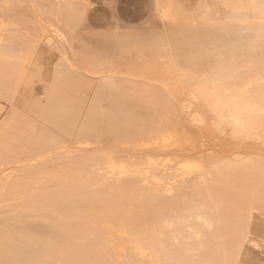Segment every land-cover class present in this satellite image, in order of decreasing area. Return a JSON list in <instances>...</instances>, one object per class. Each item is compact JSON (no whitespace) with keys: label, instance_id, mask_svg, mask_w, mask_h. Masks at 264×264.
I'll return each instance as SVG.
<instances>
[{"label":"bare ground","instance_id":"1","mask_svg":"<svg viewBox=\"0 0 264 264\" xmlns=\"http://www.w3.org/2000/svg\"><path fill=\"white\" fill-rule=\"evenodd\" d=\"M154 1V15L143 28L133 30L118 26L103 36L94 35L86 43L87 50L78 52L75 36L82 30L90 0H0V26L7 22V33L0 39V99L10 108H13L12 101H16L24 113L46 120L45 128L49 122L50 131L54 128V131H62L59 133H64L61 134L64 137H60L65 140L63 123L67 126L73 121L76 123L75 115L80 114L79 105L68 101L67 97L78 100L77 91L70 85L75 83L76 70L81 65L88 76L83 81L92 84L91 81L96 80L94 85L99 87V91H92L97 98L93 102L94 97H91L93 103L99 104L98 99H115L99 96L104 92L128 93L131 97L124 99L137 100L136 105L118 97L116 100H124V103L115 104V100L106 107L109 114L105 117L107 113L103 112L105 121L100 129L105 136L121 138V142L127 141L135 148L169 144L179 135L184 136L187 129L178 127L172 115L159 112L157 88L151 90L142 85L145 82L137 80L138 76L164 77L169 89L181 94L179 99L191 122L205 131L217 132L218 139L222 136L236 142L248 140L264 147V0H220L226 10L251 11L253 17L212 16L214 10L201 1V17L205 20L201 24L195 19L196 12L190 0ZM171 8L182 10L185 24L170 31L166 28L164 12ZM35 83L42 86L40 96L33 93ZM106 86L113 89L104 90ZM85 92L78 91L79 94ZM92 102L87 104L89 110L99 114L100 106L94 107ZM148 106L150 111L145 112ZM20 110L9 112V115L22 112ZM50 112L56 117L53 114V119L48 117ZM103 113L93 119L91 116L95 114L89 117L84 113L85 117L81 116L84 122L76 123L78 127L84 125L79 130L84 132L85 121L93 125L97 120L93 126H98ZM15 121H0L1 165L18 159L22 152L20 146L29 140L55 150L60 145L65 147L57 138L46 136L52 134L44 130L46 135L40 130L37 134L33 125ZM92 125L86 130H91ZM77 132L76 129V135L81 133ZM91 132L87 131L86 137L81 134L72 137L77 138V144L87 146ZM191 140L195 145L204 144L196 136ZM219 144L217 141L216 145ZM41 147L38 149H43ZM109 158L103 159L104 162L108 159L106 164L98 161L100 158L95 157L98 162L88 159L89 164L85 163L84 167L81 157L80 162L78 159L69 161L73 162L67 165L72 167V173L78 172L75 181L87 184L86 188L83 184V190L94 189L95 185L101 189L92 195L86 194L85 198L78 194L82 192L76 190L77 183L66 185L65 182L62 188L58 180L64 172L59 174L58 180L53 176L61 185L56 190L52 189L55 188L53 181L45 185L44 175L42 182L40 180L33 187L23 189L19 185L23 189L19 193L18 186L14 187L16 190L6 186L17 194L11 196L12 202H8L10 198L6 202L7 194L13 192L3 191L7 196L2 193L6 197L0 201L12 204L11 208L9 205L6 208L13 212L7 217L8 211H1L6 213L1 214L6 215L7 223L3 226L0 218V264H264V206L257 207L264 205L263 155L234 150L215 157L208 164L188 157V160H172L161 165L150 160L143 166L114 159L110 162ZM87 164L89 169L85 168ZM97 164L99 167L105 164L104 168L110 167L115 175H120L113 174L118 181L114 183H117L114 192H108L114 184L107 183V175L99 174L109 169L95 172L93 166ZM189 166L193 168L182 176L183 168ZM36 171L42 172L41 169ZM36 173L34 177L38 176ZM95 173L100 175L98 181H95ZM134 174L137 180L130 190ZM252 179L258 181L257 186L245 184ZM239 180L246 182L236 185ZM121 201L123 208L119 207ZM79 204L88 212L85 218L77 213ZM28 215L29 219L40 221L41 225L37 223V226L42 228L43 237L37 235V228L29 226L26 229L18 224L20 217ZM248 220L253 222L247 223ZM129 230L133 237L135 234L134 239L129 238ZM122 231H127L128 239L124 232L119 233ZM107 232L116 235L118 232L126 239L123 236L122 240L110 238Z\"/></svg>","mask_w":264,"mask_h":264},{"label":"rangeland","instance_id":"2","mask_svg":"<svg viewBox=\"0 0 264 264\" xmlns=\"http://www.w3.org/2000/svg\"><path fill=\"white\" fill-rule=\"evenodd\" d=\"M93 1V5H92V10H90V11H88V16L89 17H92V20H91V23H90V26H94V27H102V28H109V29H112V28H114V25H113V23L106 17V14H105V12H104V10L102 9V4H100V2H105V0H92ZM201 1L202 2H205L207 5H209V6H211V9H212V11L214 10V14L212 15V16H218V17H221V16H224V15H231V16H248V17H253L254 16V13L253 12H251V11H240V12H231V11H228V10H226L225 8H224V6H223V4L221 3V1L220 0H190V3H191V5H192V7H194V10H195V12L196 13H198L199 14V17H197L196 18V21H197V23H204V19L201 17V6H200V4H201ZM200 2V3H199ZM180 11H182L181 9H178V8H171V9H167L165 12H164V20H165V22H166V24H167V30H175V29H177V28H180L181 26H183L184 24H185V22H183V21H181V20H179V14H180ZM183 13V12H182ZM98 17V20H95V18L94 17ZM196 16H198V15H196ZM6 27H7V22L6 21H4L3 22V25L2 26H0V39L1 38H4L5 37V34L7 33L6 32ZM94 33L93 32H91V31H89V30H81V31H79L78 33H77V35L75 36V47L78 49V52H79V50L80 51H82V52H85L86 50H87V48H88V44H86L88 41H90L92 38H93V35ZM71 57H72V55H71ZM78 66H79V64H78ZM53 70L54 71H56V68H53ZM67 70V72H69L68 71V69H66ZM85 69H83V67L80 65L78 68H77V70H76V78H75V83H72L71 85H70V88H72V90H76L77 91V96H78V100L77 99H70V98H68L67 97V100L68 101H71V102H74L75 104H78L79 105V109H80V114H77V115H75V120L77 121L76 123L78 124V122H84V121H82V117L84 116L85 117V115H83L84 113H88L87 115L90 117V115H92V114H95L94 116H91V118L93 119V117L94 118H96V117H98L99 116V114L102 112H106L107 114H106V116L105 117H107V115L109 114L108 113V109L106 108L108 105H110V103L111 102H114L118 97H126V96H128L129 98L131 97L128 93H126V94H120V95H118V94H108V93H102V94H100L99 96H101V97H103V98H115L114 100H112L111 101V99H103V100H99L98 99V103L99 104H95V103H93L94 101H95V99H97V98H95V96L96 95H94L93 94V89H95L96 91L98 90L99 91V87L98 86H96L95 87V85H96V83H97V81L95 80H93V81H91L92 82V84H89V83H85L83 80H87V72L85 73ZM78 75L79 76H81V78L80 77H78ZM140 78V79H139ZM80 80V81H79ZM138 81H142V82H145V83H142V85L143 86H145L146 88H149V89H153V88H157V90H158V93H157V101H156V104H157V106H158V109H159V112H161L162 114H165V115H168V116H171L172 115V117H174L175 118V121H174V123L176 124V125H178V127L179 126H183V127H185L186 129H187V131H186V134L183 136V135H179V137L175 140V141H172L171 143H169V144H156V145H148V146H136V148L134 147V146H130L129 144H128V142L127 141H124V142H121V138H115V137H108V135H106L105 136V133H102L101 131H100V129L102 130L103 129V126H102V124H104V121H105V117H104V113H103V115L101 114L100 116L102 117H100L101 118V123H97L96 125H98V126H93L94 124H95V122L97 121V120H95V121H93V125H92V120H90V122H91V125L93 126V128L91 127V130L89 129V130H86V127H90L91 125L89 124V121L87 122V121H85V124H86V126H85V130H84V132H81L82 130H79V129H83V128H81V127H83L82 126V124H80V127H78V125L76 124V123H74V121L71 123L72 125H73V123L74 124H76L77 125V127H76V125H73L72 127V129H70L71 128V124L69 125V126H67L66 124H64L63 123V125H65V127L64 126H62V128L64 127L65 128V131H63V132H65V134H67V136H66V138H65V140H62V136L64 137V135H61V134H64V133H59V132H62V131H59V132H57V131H54V129L53 130H51L50 131V129H51V126H50V124H49V122H48V124H47V126H46V128L44 127V125H46L45 124V122L47 123V121L46 120H43V119H41L40 117H38V116H34V114H31V113H24V111L23 110H20L21 109V107L18 105V103H16V101H12V102H14L13 104H12V102H10L12 105H13V108H10V106H8L9 104H7V102H5V101H2L1 99H0V121H6V122H10V120L12 121V119H15L17 122H23V121H25V122H23L22 124H31V125H33V128H34V130H35V132L37 133V134H39L38 133V131L40 130L42 133H44V132H46V133H50V134H52V135H46V133H44L46 136H53L54 138H57L60 142H61V144H62V146L64 145L65 147L64 148H61V145L57 148L56 147V150L55 149H51V148H48L47 146L46 147H41V145H37V144H35V143H33V141H27V142H25V143H23L20 147H21V150H22V152L19 154V156L17 157L18 159H14L13 161H11L10 163H8V164H6V165H1L0 164V175L2 176V178H0V192H1V195H0V201H2L1 199H4L7 195L9 196H7L6 198H5V201L7 202L8 200H9V198H10V200L8 201V202H12V199H11V196L13 197L14 196V194H17V193H19V192H21L23 189H24V187L25 188H29V187H33V184H35V183H39L40 182V180H41V182H42V180L45 178V177H42L43 175L44 176H46V178H45V180H43V182L45 183V185L46 184H50L51 183V181H53V184L55 185V188H52V189H54V190H56V189H58V188H61V185H63L62 186V188L64 187V186H66V185H70L71 183L73 184V183H77L76 181H77V178L79 177L77 174H78V172H73L72 173V171L73 170H71V168H70V166H67V165H71V164H73V162L72 163H69V161L71 162V161H76V159H78L77 161L78 162H80L79 161V159H80V157H81V159L80 160H82L83 159V161H85V162H81V163H84V165L82 164V167H84L86 164L85 163H88L87 162V160L89 159L90 160V162L93 160V159H95V157H96V159H99L98 161H100L101 160V162L102 163H105L106 164V161L108 160H106L105 162H104V160L103 159H105L106 157L108 158V157H110L109 158V161L110 162H113V161H116V162H126V164L127 163H129V164H135V165H141V166H143L144 165V163L145 162H147V161H150V160H152V161H154V162H156L158 165H161V164H163V163H165V162H169V161H172V160H188L187 158L189 157H191V158H196L194 161H198V160H200L202 163H204V164H208L210 161H212L215 157H219V156H222V155H228V154H230L232 151H234V150H244V151H255V152H257V153H259L260 155H263L264 156V147L263 146H260V145H258V144H253L252 142H250V141H248V140H245V141H241V142H236V141H231L230 139H223L222 138V136L220 137V139H218L219 138V135H218V133L217 132H215V131H212L211 129H209L210 131H205L204 130V128L203 127H201V126H199V125H197V124H195V123H193V122H191L190 121V119H189V117H188V115H187V113H186V109L185 108H183V103L181 104V102L182 101H180V93L179 92H177L176 93V91H174L173 89H169V85L166 83V80H165V78L164 77H146V76H138V79H137ZM94 82H96L95 83V85H94ZM161 82H162V84H161ZM37 85V86H36ZM34 86H36V87H34ZM135 87H137L136 85H135ZM166 87H168L167 88V90H165L166 89ZM165 88V89H164ZM32 89L34 90L33 91V93L36 95H39V92H41V90H42V86H41V84L40 83H35L34 85H33V87H32ZM35 89H36V91H35ZM103 89L104 90H106V89H113V88H110L109 86H106V87H103ZM162 89V90H161ZM78 91H86L85 92V94L84 93H78ZM165 93H164V92ZM92 93V94H91ZM84 94V95H83ZM40 95H41V93H40ZM39 95V96H40ZM93 95V96H92ZM91 97H94L93 99H91ZM82 98H84L83 100H84V102L85 103H83L82 102ZM180 98V99H179ZM93 101H91V100ZM124 99V98H123ZM128 99V98H127ZM87 100V101H86ZM88 100H90V101H88ZM121 100V99H120ZM125 101H126V103L127 102H130L129 101V99H128V101L126 100V99H124ZM123 100V101H124ZM132 100H133V98H132ZM131 100V102L130 103H135L137 100H134V101H132ZM101 101V102H100ZM122 101V100H121ZM122 101V102H123ZM1 102H3V104L1 103ZM81 102H82V105H81ZM89 102H92L93 104H95V105H93L94 107L97 105V106H100V108H99V114H98V112L96 111V112H91V111H93V110H89V109H91V108H89V106L87 105ZM97 102V101H96ZM119 102L120 101H118V100H116L114 103L115 104H119ZM122 102H120V103H122ZM9 103V102H8ZM124 103V102H123ZM129 103V104H130ZM10 104V105H11ZM18 106H17V105ZM136 104V103H135ZM161 104V105H160ZM164 104V105H163ZM7 105V106H6ZM120 105V104H119ZM137 105V104H136ZM135 105V106H136ZM15 106V107H14ZM88 106V107H87ZM134 105H132V107H133ZM164 106V107H163ZM81 107H82V109H81ZM86 107V108H85ZM90 107H91V104H90ZM163 107V108H162ZM4 108H5V110H4ZM6 108H10V109H6ZM84 108H85V110H84ZM136 108V107H135ZM144 108V107H143ZM142 108V109H143ZM151 107H147V108H144V110H146L145 112H149ZM185 109V111H183ZM19 110L20 111H22V112H20V113H14V115L12 114H10L9 115V112H19ZM166 110H167V112H166ZM101 111V112H100ZM7 112H8V114H7ZM51 114H49V113H47V116L48 117H50V118H52L51 116H52V114H53V116L54 117H56V115H54L55 113H53V112H50ZM76 113H78V112H76ZM15 114H18L19 116H16ZM25 114H28V115H26V116H24ZM29 114H31V116H33L32 118L30 117V115ZM49 114V115H48ZM90 114V115H89ZM97 114V115H96ZM78 115H80V116H78ZM77 116H78V118H77ZM82 116V117H81ZM79 117H80V119H79ZM87 117V116H86ZM5 118H6V120H5ZM7 119L9 120V121H7ZM53 119V118H52ZM84 119V118H83ZM88 119H90V118H88ZM74 120V119H73ZM86 120V119H85ZM99 120V119H98ZM14 121V120H13ZM15 121V122H16ZM45 121V122H44ZM16 122V123H17ZM28 122V123H27ZM38 122H39V124L42 122V123H44V124H41L42 125V127H41V125H39L38 124ZM14 123V122H13ZM16 123H14V124H16ZM12 124V123H11ZM13 124V125H14ZM99 124H100V126H99ZM18 125V124H17ZM17 125H16V127H17ZM88 125V126H87ZM21 126V125H20ZM39 127V128H38ZM53 127V126H52ZM70 127V128H69ZM98 127H99V130H97L98 129ZM41 128H43V129H41ZM78 130V132L77 133H79V132H81V133H79V134H81V136H83V137H86V134H87V131H89V132H91V131H93V132H91V134L90 133H88L89 134V141H88V145L87 146H82V145H79V144H77V138L76 139H73V138H75V137H72L73 136V134L74 135H76V133H75V131H76V129ZM72 130V132H71V134H70V130ZM88 129V128H87ZM95 129V130H94ZM37 130V131H36ZM43 130H44V132H43ZM56 130V129H55ZM57 130H59V129H57ZM64 130V129H63ZM100 133H102V135L100 134ZM68 134H70V135H68ZM79 134H77V135H79ZM60 135H61V137H60ZM76 135V136H77ZM69 136V139L68 140H66L67 139V137ZM80 136V135H79ZM79 136H77V137H79ZM182 136V137H181ZM193 136H196L197 137V140L198 139H200V140H203V142H204V144H200V145H195L194 143H192V140H191V138L193 137ZM190 137V138H189ZM221 138L223 139V140H221ZM118 139H120V140H118ZM218 141H220V144L219 145H216V142ZM29 142H31L32 144L30 145L29 144ZM74 142H76V143H74ZM27 144V145H26ZM29 144V145H28ZM35 145V146H34ZM163 146V147H162ZM32 147H34V148H32ZM43 148V149H40V150H42V151H40L38 148ZM67 147V148H66ZM32 148V149H31ZM45 149H49V151H51V152H47V151H45ZM65 149V150H64ZM53 150V151H52ZM54 150L56 151V152H54ZM205 150V151H204ZM27 152V153H25V155H24V152ZM36 152V153H35ZM46 152H47V154H46ZM53 152V154H51L52 155V157H51V155H50V153H52ZM35 155H34V154ZM48 153H49V155H48ZM57 153V154H56ZM28 154H31L30 156H27ZM67 154V155H66ZM145 154H147V158H146V155ZM154 154V156H152ZM37 155H39L40 156V158L37 156ZM42 155V156H41ZM103 155L104 156H106V157H104L103 159H102V157H103ZM24 156V157H23ZM25 156H27V157H25ZM54 156H56V157H54ZM66 156V157H65ZM140 156H142V159H141V157ZM144 156V157H143ZM175 156H177V157H180V158H174ZM182 156H185V157H183V158H181ZM37 157H38V159H37ZM42 157V158H41ZM63 159H62V158ZM71 159H70V158ZM73 157V158H72ZM83 157V158H82ZM169 157H170V159H169ZM44 158V159H43ZM52 158H53V160H52ZM68 158V159H67ZM70 159V160H69ZM95 159V161H97ZM112 159H114L113 161H111ZM159 159V160H158ZM161 159H163V160H161ZM164 159H165V161H164ZM18 160H19V162H18ZM51 160V161H50ZM88 160V161H89ZM137 160H139L138 161V163H137ZM141 160H142V162H141ZM32 161H36V162H32ZM43 161H44V163H43ZM97 161V162H98ZM108 161V162H109ZM136 161V162H135ZM21 162V163H20ZM45 162H47V163H45ZM109 162V163H110ZM62 163V164H61ZM141 163V164H140ZM173 163V162H172ZM10 164V165H9ZM38 164H41V165H39V166H37ZM46 164V165H45ZM89 164V163H88ZM87 164V165H88ZM99 165H100V162L98 163ZM94 165L93 167H94V169H95V172H96V170L98 171V172H101L100 170H102V171H104L105 169H109V170H105L106 172H102V173H104V174H102V173H99V174H101V175H104V176H106L107 175V177L108 178H110V177H112V175L114 174V172H113V170H111L110 169V167L109 168H104V166H105V164H103V165H101L102 167H99V165ZM174 164V163H173ZM15 165V166H14ZM20 165H22V166H20ZM25 165V166H24ZM31 165H33V166H31ZM36 167H38V168H36ZM62 165V166H61ZM66 165V166H65ZM28 166H30V167H28ZM58 166H60V169H59V167ZM2 167H4V169H2ZM7 167V169L5 170V168ZM11 167V168H10ZM50 167V168H49ZM66 167V168H65ZM88 167V169H89V165L88 166H86L85 168H87ZM98 167V169H96ZM159 167V166H158ZM191 167L192 166H189V167H184L183 168V170H182V172H183V174H182V176H186L187 174H188V172H189V170L191 169ZM9 168V169H8ZM46 170H45V169ZM53 169V170H49V169ZM100 168H104V169H100ZM193 168V167H192ZM39 170V169H41V171L42 172H44V171H46V172H44V173H42L41 171V173H39V171H36V170ZM34 170H35V172H34ZM44 170V171H43ZM48 171V172H47ZM111 171V172H110ZM36 172H38V176L36 175V177H34L33 176V174L34 173H36ZM64 172V173H63ZM113 172V173H112ZM48 173V174H47ZM50 173V174H49ZM61 173H63V175L62 176H60V179L58 180L57 178L59 177V174H61ZM66 173V174H65ZM70 173H71V175H70ZM94 173V172H93ZM107 173V174H106ZM110 173V174H109ZM116 173V172H115ZM32 174V175H31ZM37 174V173H36ZM39 174H41V175H39ZM53 174V175H52ZM98 173H95V175H94V177L96 178V180L94 179V177L92 176V180L94 179L95 181H98V179H100V175H99ZM108 174H109V176H108ZM112 174V175H111ZM31 175V176H30ZM55 175V176H54ZM69 176V177H67V176ZM75 175V176H74ZM78 177H77V176ZM93 175V174H92ZM115 175V174H114ZM114 175H113V177L111 178V179H108L107 178V183L109 184V185H111V184H114L115 182H118L116 179H115V177H114ZM136 174H134V176H133V179L134 180H132V182L130 183V190H131V186H133V185H135V184H133V183H136V180H137V178H136V176H135ZM0 176V177H1ZM32 176L34 177V178H32ZM49 176H50V178H49ZM56 178V180H58L59 182L61 181V185L59 184V182L58 181H56L55 179H53L54 177ZM66 176V177H65ZM115 176H118V177H120V175H115ZM39 177H40V179H39ZM9 178V179H8ZM15 180V183L13 182V180ZM27 178V179H26ZM29 178V179H28ZM35 178H38L37 180L35 179ZM43 178V179H42ZM49 178V179H48ZM66 179L65 181H63L64 179ZM102 178H103V176H102ZM117 178V177H116ZM122 178H123V176H122ZM22 179V180H21ZM47 179H48V182H46L47 181ZM105 181H106V179H105V177L103 178ZM7 180V181H6ZM10 180V181H9ZM21 180V181H20ZM67 180H69V181H67ZM76 180V181H75ZM111 180V181H110ZM114 180V181H113ZM116 180V181H115ZM119 180V179H118ZM121 180V179H120ZM255 182H253V181ZM252 180H249V181H247V183H245L246 181H241V180H239V181H236V185H244V183L245 184H250L251 186L252 185H255V186H257V184H258V181L256 180V179H252ZM6 181V182H5ZM63 181V182H62ZM72 181V182H71ZM8 182H12L14 185H12V183H11V185L8 183ZM18 182V183H17ZM50 182V183H49ZM65 182H67V184L65 183ZM69 182V183H68ZM144 183H147V182H145V181H143ZM238 182H240V184H238ZM252 182V183H251ZM4 183V184H3ZM28 183H29V186H28ZM31 183V184H30ZM66 185H65V184ZM81 183V184H80ZM85 182H80L79 181V183H77V191H79V190H81V192L82 193H84V194H82V193H78L79 195H81V196H83L84 198L86 197V194L89 196V195H92L93 193H96L97 191L99 192V191H101V189H100V187L98 186V185H95V187H94V189L96 188V190H95V192L93 191L94 189L92 188V189H86V190H83V184H84ZM9 184V185H8ZM22 184H25V186L24 185H22ZM52 184V183H51ZM117 184V183H116ZM116 184H114V186H112L111 185V187H110V189H108L109 191V193H111L112 191L114 192L115 191V185ZM131 184H133V185H131ZM263 185V188H264V182L262 183ZM23 188H21L20 186ZM80 185V186H79ZM6 186H8L9 188H14V187H17V190H16V188H14L16 191H17V193L16 192H14L15 190H9V188L7 187L6 188ZM11 186V187H10ZM49 186V185H48ZM84 186H85V188L87 187V184H84ZM52 187V185H50V188ZM81 188V189H80ZM113 188V189H112ZM5 189H8V190H5ZM51 189V190H52ZM129 190V189H128ZM129 190V191H130ZM10 192V193H12L13 192V194H5L4 192ZM19 191V192H18ZM86 191H88V192H86ZM80 192V191H79ZM5 194L6 196H3V194ZM18 196V195H17ZM16 196V197H17ZM20 196H21V194H20ZM15 197V196H14ZM19 197V196H18ZM15 199V198H14ZM19 198H17V200H18ZM136 199H138L139 200V198L137 197ZM81 200V199H80ZM5 201H3L4 202V204H3V202L0 204V214L1 213H3V214H6V213H4V212H1V211H8L7 210V205H9V203L7 204ZM14 201V200H13ZM16 201V200H15ZM14 201V202H15ZM82 201V200H81ZM80 202V201H79ZM121 203H122V205H121ZM5 205V206H4ZM12 205V204H11ZM11 205H9V207L11 208ZM124 202L123 201H121L120 202V205H119V207L120 208H123L124 206ZM121 206H123V207H121ZM262 206H264L263 204H258L257 205V207H262ZM81 207V204H79V210L77 211V213L78 214H80V217L81 218H85V215L88 213L87 211H86V209L85 208H80ZM127 209H129V207H127V206H125ZM9 208V209H10ZM13 208V207H12ZM2 209V210H1ZM3 209H5V210H3ZM12 210H9L8 211V215H7V217L9 216V214L10 215H12ZM2 215V214H1ZM3 216V217H2ZM2 216H0V218H2V221H1V219H0V221H1V224L4 226L7 222H6V219H5V217H6V215H2ZM6 217V218H7ZM30 218V215H28L27 217H25V216H23V217H20L19 219H18V224H20V225H22V226H24V227H26V229H28V227L30 226L31 228H37L36 230V232H37V235L38 236H40V237H43L44 235H43V233L40 231V229L42 230V228H40L39 229V226L41 225L40 224V221H39V223L37 222L38 221V219H33V217L31 218V219H29ZM5 220V221H4ZM33 220V221H32ZM34 220L36 221V222H34ZM250 221V223H252L253 222V220L251 221V220H248L247 221V223ZM6 222V223H5ZM232 222V221H231ZM36 223V224H35ZM37 223H38V225L39 226H37ZM42 223V222H41ZM122 223V225L124 226L125 224L126 225H128L127 224V222H121ZM249 223V224H250ZM2 226V227H3ZM129 226V225H128ZM127 226V227H128ZM29 227V228H30ZM126 228V227H125ZM124 228V229H125ZM130 228V227H129ZM0 229H1V227H0ZM125 230H127V229H125ZM108 231V230H107ZM109 231H113V232H115L114 230H112V229H110ZM128 231V230H127ZM127 231H122V232H119L120 234H122L123 232H124V234H126V236L127 235H129V234H127ZM113 232H111V234H113ZM129 232H130V230H129ZM107 233H109V232H107ZM118 235H116V234H113L112 236H114V237H112V236H110L111 234L109 233L108 234V236L110 237V238H115V237H119L118 239L116 238V240H122V236L123 237H125V239H126V236H124V235H120L119 236V233L118 232H116ZM130 234H131V236H129V238L131 239V238H135V234H134V237H133V234L130 232ZM121 238V239H120ZM127 239H128V236H127ZM118 251V250H117ZM119 252V251H118ZM117 253V252H116Z\"/></svg>","mask_w":264,"mask_h":264},{"label":"crops","instance_id":"3","mask_svg":"<svg viewBox=\"0 0 264 264\" xmlns=\"http://www.w3.org/2000/svg\"><path fill=\"white\" fill-rule=\"evenodd\" d=\"M90 1L91 6L88 11L92 10L93 5V1ZM100 4H102L101 7L106 17L113 23L114 28L90 26L92 17H89L87 12L81 28L93 31L95 33L93 35L96 36H103L105 32L116 29L118 26L124 29H141L151 21L155 12L154 0H105V2H100ZM196 15V18L199 17L198 13ZM178 17L179 20L184 22L182 11H180ZM94 18L98 20V17L95 16Z\"/></svg>","mask_w":264,"mask_h":264}]
</instances>
